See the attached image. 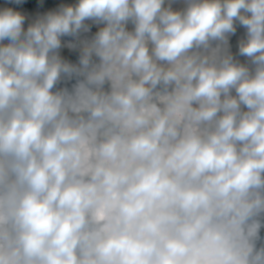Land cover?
<instances>
[{
	"label": "clouds",
	"instance_id": "1",
	"mask_svg": "<svg viewBox=\"0 0 264 264\" xmlns=\"http://www.w3.org/2000/svg\"><path fill=\"white\" fill-rule=\"evenodd\" d=\"M29 3L0 0V264H264V0Z\"/></svg>",
	"mask_w": 264,
	"mask_h": 264
},
{
	"label": "rangeland",
	"instance_id": "2",
	"mask_svg": "<svg viewBox=\"0 0 264 264\" xmlns=\"http://www.w3.org/2000/svg\"><path fill=\"white\" fill-rule=\"evenodd\" d=\"M52 2H53V0H49V1L47 0L45 2V4L48 5V4L52 3ZM29 7H36L37 10H39L38 1L37 0H30ZM64 54L67 55V50H65V53Z\"/></svg>",
	"mask_w": 264,
	"mask_h": 264
},
{
	"label": "trees",
	"instance_id": "3",
	"mask_svg": "<svg viewBox=\"0 0 264 264\" xmlns=\"http://www.w3.org/2000/svg\"><path fill=\"white\" fill-rule=\"evenodd\" d=\"M38 1V0H37ZM47 0H45V2H46ZM49 1V0H48ZM67 55H68V53H67ZM74 58V57H73Z\"/></svg>",
	"mask_w": 264,
	"mask_h": 264
}]
</instances>
